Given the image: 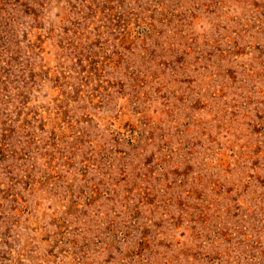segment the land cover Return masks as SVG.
I'll return each instance as SVG.
<instances>
[{"label":"rangeland","instance_id":"rangeland-1","mask_svg":"<svg viewBox=\"0 0 264 264\" xmlns=\"http://www.w3.org/2000/svg\"><path fill=\"white\" fill-rule=\"evenodd\" d=\"M0 264H264V0H0Z\"/></svg>","mask_w":264,"mask_h":264}]
</instances>
